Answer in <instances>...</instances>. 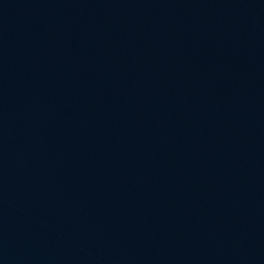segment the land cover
<instances>
[{
  "label": "water",
  "instance_id": "obj_1",
  "mask_svg": "<svg viewBox=\"0 0 264 264\" xmlns=\"http://www.w3.org/2000/svg\"><path fill=\"white\" fill-rule=\"evenodd\" d=\"M0 264H264V0H0Z\"/></svg>",
  "mask_w": 264,
  "mask_h": 264
}]
</instances>
